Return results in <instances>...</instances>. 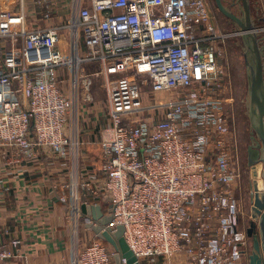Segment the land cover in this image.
<instances>
[{"label": "built area", "instance_id": "2783aa9c", "mask_svg": "<svg viewBox=\"0 0 264 264\" xmlns=\"http://www.w3.org/2000/svg\"><path fill=\"white\" fill-rule=\"evenodd\" d=\"M31 1L48 25L29 26L24 10L0 13L5 156L32 162L46 148L72 159L82 201L74 205L70 196L68 215L79 219L83 203L107 200L109 227L125 226L141 263L186 255L191 264H244L249 224L232 194L241 169L234 159L231 79L222 65L228 35L217 29L207 0ZM259 4L250 30L257 35L264 33V0ZM8 37L19 46L8 48ZM99 79L107 110L97 117L84 104ZM90 113L96 120H88ZM82 122L100 134L99 171L81 167ZM114 252L94 240L77 264H112ZM18 254L0 245V264Z\"/></svg>", "mask_w": 264, "mask_h": 264}, {"label": "crops", "instance_id": "0c3cea01", "mask_svg": "<svg viewBox=\"0 0 264 264\" xmlns=\"http://www.w3.org/2000/svg\"><path fill=\"white\" fill-rule=\"evenodd\" d=\"M31 3L0 0V13L27 11L32 8ZM87 131L82 147L89 153V164L99 171L103 162L100 134ZM77 173L72 159L58 158L49 149L41 148L34 161L20 163L5 156V149L0 146V245L19 252L6 264H77L80 250L91 241L101 240L84 222L87 215L82 212L78 219L67 213L70 196L74 205L82 201V191L75 187ZM90 203L101 205L103 212L109 214L107 200L90 199ZM16 239L21 240L20 245H14Z\"/></svg>", "mask_w": 264, "mask_h": 264}, {"label": "rangeland", "instance_id": "374dc122", "mask_svg": "<svg viewBox=\"0 0 264 264\" xmlns=\"http://www.w3.org/2000/svg\"><path fill=\"white\" fill-rule=\"evenodd\" d=\"M210 8L212 9L214 16V23L217 26V29L224 34H227L228 37L225 39L223 43L224 49V57L222 59L223 68L226 70L227 75L230 76L231 79V95L230 98L232 100L233 105V122L232 128L235 132L236 136V147H234V155L235 161H238L239 167L241 169V176L239 180H235L231 185L232 194L236 197H240L239 201H241L243 206V211L245 213V221L248 223V219H251L250 208L253 202V179H252V167L246 164L245 158L241 156L240 152V143L244 146L252 143L253 137H256V132L251 124L250 117V77H251V65L249 63H253V59L251 56L250 50L246 47L245 44V35L243 34L240 26L234 22L232 19L224 15L216 5L215 0H207ZM252 7V15H253V23L254 25L258 23V16L260 14L261 6L259 4V0H249ZM223 3L226 7H228L231 11H233L236 15L242 17L243 14V5L242 0H223ZM36 11L29 8L26 13V20L29 23V26L34 25H48L49 21L45 20V17L41 15H37ZM54 21V20H53ZM1 25L3 27H7L8 23L3 22L1 20ZM258 38L260 41V45L264 47V33L258 34ZM7 39L8 48L11 47L12 43L15 47L19 46V39H12L11 37ZM64 41V40H63ZM12 42V43H11ZM69 43V37L67 39ZM64 43V42H63ZM81 47H83V42H80ZM264 51V50H263ZM264 53V52H263ZM87 69L89 71L97 70V65H88ZM62 77H64L65 88L70 87L68 84V71L66 68L60 70ZM83 100V99H82ZM81 100V102H83ZM87 101V100H84ZM154 101H151L150 104H153ZM87 104V105H86ZM85 106H90L91 109L97 110V117L106 113V91L103 84L102 79L96 80L95 84L92 88V100L86 102ZM170 101L167 100L163 107H168ZM163 108V109H166ZM161 110V108H160ZM144 115L147 116V111L144 112ZM94 119L96 120V115L90 113L88 120ZM84 122L81 124V135L84 138L86 136L87 129L83 127ZM96 125V124H95ZM89 126L93 128V124L90 122ZM97 129V128H96ZM91 135L97 134L95 130H91ZM98 151V150H95ZM100 151V150H99ZM243 151V150H242ZM81 152L84 155V160L81 159V167L85 165H90V159L87 155V151L84 147L81 146ZM94 151H91L93 154ZM102 152V151H101ZM89 154V153H88ZM104 244H107L105 240H102ZM250 250V243H249ZM142 264H149L147 261L142 262ZM153 264H191L190 259L186 255H181L173 258H165L160 257Z\"/></svg>", "mask_w": 264, "mask_h": 264}, {"label": "water", "instance_id": "95a60500", "mask_svg": "<svg viewBox=\"0 0 264 264\" xmlns=\"http://www.w3.org/2000/svg\"><path fill=\"white\" fill-rule=\"evenodd\" d=\"M215 2L219 10L236 22L245 35V44L250 50L253 59L249 84L250 106L254 115H259L260 122L264 124V57L258 35L250 31L254 27L251 4L249 0H242L243 14L240 17L226 7L223 0H215ZM259 132L263 144V157L261 163L252 166L253 202L250 208L251 224L248 227V236H254L255 227L258 222L262 246L264 248V131L259 130ZM81 209L83 214L90 216L93 220L87 226L96 233L99 239L105 240L114 248L113 258L116 264H142L126 241L124 225H117L115 230H112L109 227V223L113 217L112 215L105 214L101 205L83 203ZM255 247L260 250L259 241H256ZM251 264L259 263H255L254 259H252Z\"/></svg>", "mask_w": 264, "mask_h": 264}, {"label": "flooded vegetation", "instance_id": "af4514ba", "mask_svg": "<svg viewBox=\"0 0 264 264\" xmlns=\"http://www.w3.org/2000/svg\"><path fill=\"white\" fill-rule=\"evenodd\" d=\"M263 50H264V47L261 46V51H262V54L264 57V53H263L264 51ZM250 65H251V69H252V64L250 63ZM263 92H264V82H263ZM251 113H253V112H252V108L250 106V114ZM250 117H251L252 127L254 128V131L256 132V137H253L252 143H250L246 146H244L243 144L241 145L240 141H239V143H240L241 156H243V159L245 158L246 164L249 165L250 167H252V166H256L262 162L263 144H262V140H261V137L259 134L260 133L259 130L264 131V124H262V122H260L261 119H260L259 115H254V113H253L252 115H250ZM248 224L250 226L251 219H248ZM248 237H249V243H250V250H248L247 253L244 254V257H243L244 264H251L252 259H254L255 263L264 264V248L262 246L261 232H260V227H259L258 222H257L256 227H255L254 236H251V237L248 236ZM256 241H259L260 250H258L255 247Z\"/></svg>", "mask_w": 264, "mask_h": 264}, {"label": "trees", "instance_id": "16d2710c", "mask_svg": "<svg viewBox=\"0 0 264 264\" xmlns=\"http://www.w3.org/2000/svg\"><path fill=\"white\" fill-rule=\"evenodd\" d=\"M99 241H101V242H102V240H99Z\"/></svg>", "mask_w": 264, "mask_h": 264}, {"label": "bare ground", "instance_id": "6f19581e", "mask_svg": "<svg viewBox=\"0 0 264 264\" xmlns=\"http://www.w3.org/2000/svg\"><path fill=\"white\" fill-rule=\"evenodd\" d=\"M127 241V240H126Z\"/></svg>", "mask_w": 264, "mask_h": 264}]
</instances>
